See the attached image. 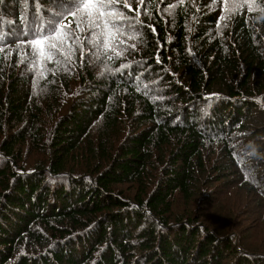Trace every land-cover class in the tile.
<instances>
[{
    "label": "trees",
    "instance_id": "trees-1",
    "mask_svg": "<svg viewBox=\"0 0 264 264\" xmlns=\"http://www.w3.org/2000/svg\"><path fill=\"white\" fill-rule=\"evenodd\" d=\"M218 1L129 0L34 64L51 0H0V264H264V0ZM231 199L239 231L202 214Z\"/></svg>",
    "mask_w": 264,
    "mask_h": 264
},
{
    "label": "snow or ice",
    "instance_id": "snow-or-ice-1",
    "mask_svg": "<svg viewBox=\"0 0 264 264\" xmlns=\"http://www.w3.org/2000/svg\"><path fill=\"white\" fill-rule=\"evenodd\" d=\"M139 3L143 5L145 0H139ZM51 7L52 11L48 13L46 25L42 24L35 31L34 38L26 42L31 47L34 64L37 58L52 61L58 52L64 54L63 46L65 44L71 46L73 40L82 46L79 33L85 31L89 33L86 39L97 35L107 38L109 34L114 39L116 35L123 34V25L131 19L123 9L134 11L129 0H124L122 8L120 0H51ZM136 15L139 16V12H136ZM69 17L76 20L75 32L69 31L70 25L64 23ZM221 19L223 20L224 17ZM2 39L0 37V40ZM67 58H70V55Z\"/></svg>",
    "mask_w": 264,
    "mask_h": 264
},
{
    "label": "rangeland",
    "instance_id": "rangeland-1",
    "mask_svg": "<svg viewBox=\"0 0 264 264\" xmlns=\"http://www.w3.org/2000/svg\"><path fill=\"white\" fill-rule=\"evenodd\" d=\"M241 1L242 0H226V2H229V4H236V3H240ZM218 2L221 3L223 6L226 3L223 0H219ZM254 149L257 150L256 148H253V150ZM47 151H49V149H47ZM213 151H216L218 153L219 152V148L216 147V146H213ZM47 153H49V152H47ZM42 157H43L42 153L41 154H36L33 158L27 159V161H29V165L28 166H27V164H24L23 166L27 167V168L35 166V165H37L36 160L37 159L42 160ZM160 169L161 168L159 167L156 170L157 179L160 177ZM243 193H244V195H246V191H244ZM196 203H193L192 207ZM203 203H204V200H203ZM258 204H259V202L257 200H255V202L251 204V220L255 216V212L257 211L256 209L259 207ZM235 205H236V200L235 199H231V200H229L228 202H226L224 204H222V203L217 201L216 205L210 206L208 209L207 208H203V209H206V210L202 214L205 215L206 218H210V217H212L214 215L221 216V215H223V213H226L227 211H230V212L236 214V216H237V221H239L238 222L239 223L238 231H239L240 229H242L244 227H247L249 225V222H248L249 216L246 214V212H244L246 210H243V212H239ZM184 210H186V208H185V206L183 204V201L180 199V211L182 212ZM253 230H255V229H251V224H250L247 233H248V237L250 238L249 242L251 243V248H250L251 249V253L257 252L256 254H264V241H262L263 238L256 236L255 235V231H253Z\"/></svg>",
    "mask_w": 264,
    "mask_h": 264
}]
</instances>
